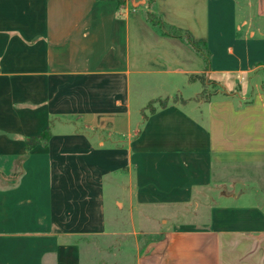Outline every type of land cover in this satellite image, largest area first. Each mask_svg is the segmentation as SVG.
Masks as SVG:
<instances>
[{
  "label": "crops",
  "instance_id": "crops-1",
  "mask_svg": "<svg viewBox=\"0 0 264 264\" xmlns=\"http://www.w3.org/2000/svg\"><path fill=\"white\" fill-rule=\"evenodd\" d=\"M140 238L131 264H264V0H0V264Z\"/></svg>",
  "mask_w": 264,
  "mask_h": 264
},
{
  "label": "trees",
  "instance_id": "trees-1",
  "mask_svg": "<svg viewBox=\"0 0 264 264\" xmlns=\"http://www.w3.org/2000/svg\"><path fill=\"white\" fill-rule=\"evenodd\" d=\"M117 3V6L119 8H122L125 5L126 0H112ZM146 19L157 29L159 32L163 35L170 36V37H176L183 39L191 46V48L197 52L204 60L208 67L209 63V53L202 42H198L192 38L190 33L187 31L172 27V26H167L156 14H154L151 11L146 12ZM197 77V76H196ZM49 137V131L48 129L43 130L39 136L36 138H30L27 140L26 145L27 148H30L34 143L37 141L41 140H47Z\"/></svg>",
  "mask_w": 264,
  "mask_h": 264
},
{
  "label": "rangeland",
  "instance_id": "rangeland-1",
  "mask_svg": "<svg viewBox=\"0 0 264 264\" xmlns=\"http://www.w3.org/2000/svg\"><path fill=\"white\" fill-rule=\"evenodd\" d=\"M150 0H145L146 3H148ZM213 89V88H211ZM153 103L152 104H149L146 108L147 111H150L153 109ZM258 164L254 162L253 158L252 157H249L248 158V163H247V167L245 168V172H247V175H243L240 179L243 183L246 182V184H242L243 185V188H247V186L249 187L250 186V183H248L249 181H253L254 178H249L251 177V173L252 172H255L256 171V166ZM239 166V165H238ZM230 174H237L239 173V168H232L231 171H229ZM243 173V172H242ZM248 177V178H247ZM227 181V180H226ZM138 243L135 245L134 243H121L120 244V247H121V253L119 254L120 255V258L119 260L118 259H115V260H112L110 258H105V255L101 256L102 259H98V261H101L103 262V264H131V262H133V259H135V256H136V252L137 251H143V248L148 245V242L147 241H143V238H140L137 240ZM123 245V246H122ZM103 246V245H102ZM104 246L106 247L107 245L104 244ZM129 253V254H128ZM96 261V260H95Z\"/></svg>",
  "mask_w": 264,
  "mask_h": 264
}]
</instances>
